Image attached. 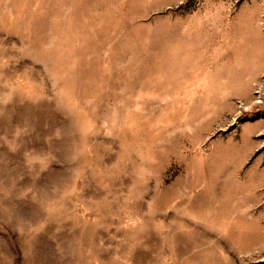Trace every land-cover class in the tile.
Returning a JSON list of instances; mask_svg holds the SVG:
<instances>
[{"label":"rangeland","instance_id":"374dc122","mask_svg":"<svg viewBox=\"0 0 264 264\" xmlns=\"http://www.w3.org/2000/svg\"><path fill=\"white\" fill-rule=\"evenodd\" d=\"M0 264H264V0H0Z\"/></svg>","mask_w":264,"mask_h":264}]
</instances>
